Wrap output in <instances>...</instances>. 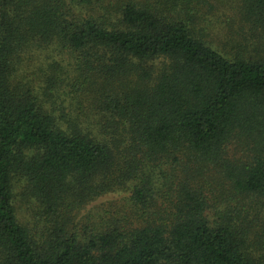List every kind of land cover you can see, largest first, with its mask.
<instances>
[{
  "label": "trees",
  "instance_id": "1",
  "mask_svg": "<svg viewBox=\"0 0 264 264\" xmlns=\"http://www.w3.org/2000/svg\"><path fill=\"white\" fill-rule=\"evenodd\" d=\"M263 217L264 0H0V264H264Z\"/></svg>",
  "mask_w": 264,
  "mask_h": 264
},
{
  "label": "rangeland",
  "instance_id": "2",
  "mask_svg": "<svg viewBox=\"0 0 264 264\" xmlns=\"http://www.w3.org/2000/svg\"><path fill=\"white\" fill-rule=\"evenodd\" d=\"M223 10H227L230 13H232L230 6H228V8L221 7L219 10H216V11H218V13H220ZM238 26H239V22L236 23V25L234 26V29L237 28ZM215 33L219 34V29H214L213 34L215 35ZM221 37H220V39H221ZM48 52H53L56 55V57L55 58L54 57L53 58H46ZM62 57H63L62 55H58L57 51H53V49L43 51L42 54L39 52L34 56V59L31 63V66H32L31 70H33V72H36V71H34V69H36V68L39 69V66L41 64H43L44 62H46V60H49V59L50 60H53V59L59 60ZM31 70L28 71V74H30ZM37 72H43V74L49 73L46 70V68L44 71L41 70V71H37ZM247 151H248V145L246 143H244V142L242 143V142H239L238 140H235L229 146L227 152L225 153L226 160H223V161H225L223 166L226 167L227 164H236V163H240L242 161L246 162ZM218 169H222V167H218ZM215 175H216V173H215ZM222 184L223 183L221 182V183L217 184V186H215V193L219 192L220 197L225 196V198L227 196L228 197L232 196V195H230V193H226L224 191V189H223L224 187L222 186ZM130 192L131 191L127 189L125 191L124 190H118L116 192H111V193H108L106 195H103V196L99 197L98 199H96L95 201L89 203L84 209H82L81 216H84V215L88 214L89 212L97 213V212L104 210V209H107V208L108 209L111 208L113 214H117V212H119V211L123 212L122 210H124L125 208H131L132 207L130 205V202L128 199L130 194H131ZM235 201H237V200L235 199ZM239 205H240V203H239ZM257 209H258V207H257ZM24 213H26L25 210H24ZM25 218H26V214H25ZM261 220H262V222H264V217L261 218Z\"/></svg>",
  "mask_w": 264,
  "mask_h": 264
}]
</instances>
